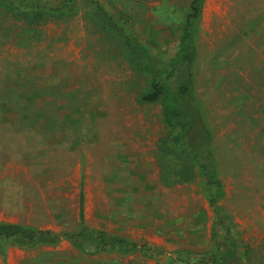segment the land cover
<instances>
[{"label":"rangeland","instance_id":"1","mask_svg":"<svg viewBox=\"0 0 264 264\" xmlns=\"http://www.w3.org/2000/svg\"><path fill=\"white\" fill-rule=\"evenodd\" d=\"M30 3L22 9H42L40 20L0 3V120L22 128L0 131V222L61 239L1 242L0 264H139L124 251L88 255L63 236L107 232L116 218L118 233L137 239L164 223L172 249L155 264H264V0H201L190 84L179 49L191 0ZM154 80L166 99L141 102ZM196 155L221 181L227 219L215 227ZM176 170L192 178L174 181ZM186 243L204 248L175 249Z\"/></svg>","mask_w":264,"mask_h":264},{"label":"trees","instance_id":"2","mask_svg":"<svg viewBox=\"0 0 264 264\" xmlns=\"http://www.w3.org/2000/svg\"><path fill=\"white\" fill-rule=\"evenodd\" d=\"M18 4H16L15 2ZM0 3L6 4L22 14L26 18H30L31 21H38L42 18L44 12L42 9L37 8L36 10H27L22 9V6H29L30 0H0ZM201 5V0H191L190 3V13L188 14V19L183 27V34L181 37V44L179 49V56L182 62L187 67V80L191 81V73L189 68L194 61L195 56V48L192 39V30L190 19H195L199 13ZM103 16L106 20L108 17L103 12ZM119 31V29H117ZM122 42L125 47L127 54L130 56L131 60L138 65L140 63V56L138 50L136 48V43L133 41L131 37L126 34H122ZM189 84L182 85L179 88V93L187 99V103L193 104V97L191 95V89ZM188 97V98H187ZM166 92L163 84L158 81H153L150 86V91L143 94L140 97L141 102H155L158 100H165ZM190 101V102H189ZM191 107L194 112H197V108L194 104ZM164 122L168 127H173L171 118L169 117L167 108L163 109ZM191 124V120H185L180 124L182 129H186L188 125ZM210 138L208 131H206V141ZM174 144L180 145V134L177 133L175 135ZM195 160L198 164L200 174L203 178V186L206 191L207 198L209 200L210 205L213 208L216 222L214 223V227L217 223H222L227 219V216L223 215L217 206V201L220 197L222 185L219 180L213 161L209 158V156H201L199 158L198 155L195 156ZM176 175L178 177L175 178L174 181H187L192 178V175H187L183 173V170H176ZM82 209H83V194L82 192L79 195V215L82 220ZM71 240V243L82 250L85 253H97L101 251H112V250H120L124 252H134L138 249L142 250L144 254H150L148 251L150 246L148 244L138 245L135 242H132L126 238L120 236H109L105 231L95 230L86 226H82L77 232L74 233H65L63 235ZM215 228H213L212 237H215ZM22 238L27 244L33 245L39 242H48V243H56L61 237L52 235L50 232L45 231H34L27 228L22 227L19 224L13 223H3L0 222V243L6 242L10 239Z\"/></svg>","mask_w":264,"mask_h":264},{"label":"crops","instance_id":"3","mask_svg":"<svg viewBox=\"0 0 264 264\" xmlns=\"http://www.w3.org/2000/svg\"><path fill=\"white\" fill-rule=\"evenodd\" d=\"M0 121H8L7 123H0V125H7V127L6 126L0 127V131H2L4 134L8 133V134L14 135V134H18V132L22 130V128L18 127V125L20 124L15 122V121H19V119L6 118V119H1ZM115 221H116L115 225L108 227L109 231L106 232V230H103V229H100V230L105 231L109 236H120L132 242H135L138 245L148 244L150 246V249L148 251L150 254H144L142 250L140 249L134 252H126L128 255H130L131 258H135L139 264H155L154 261H152V258L155 256L156 252L163 251L165 253L167 252L168 249H172V246L170 244L171 243L170 235L167 230L166 231L164 230L163 222H161V229H158V231H154V232L149 231V233L146 234L143 239H137L133 235H126L124 233H118L117 229H121V227L118 225V222L120 221V219L116 218ZM213 226H214V223H213ZM203 248L204 246L202 245L194 246V245H189L187 243L185 245L183 244L181 246L175 247L177 251H180L181 249L184 255L186 253H194L196 251L202 250ZM111 252H122L123 253V251H120V250H112V251H101V252H97L93 254H90V253H86V254L98 256V255H102V253H111ZM168 253L169 252H167V254Z\"/></svg>","mask_w":264,"mask_h":264}]
</instances>
